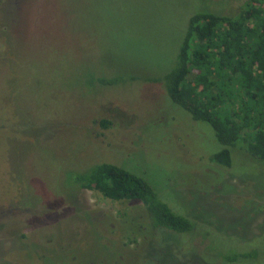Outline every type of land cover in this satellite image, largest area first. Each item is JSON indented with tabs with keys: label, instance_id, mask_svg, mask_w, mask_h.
Masks as SVG:
<instances>
[{
	"label": "rangeland",
	"instance_id": "rangeland-1",
	"mask_svg": "<svg viewBox=\"0 0 264 264\" xmlns=\"http://www.w3.org/2000/svg\"><path fill=\"white\" fill-rule=\"evenodd\" d=\"M243 2H5L0 264H264V161L242 143L230 166L212 161L224 146L165 78L191 15ZM102 162L143 175L193 228L159 231L141 202L76 183Z\"/></svg>",
	"mask_w": 264,
	"mask_h": 264
},
{
	"label": "trees",
	"instance_id": "trees-1",
	"mask_svg": "<svg viewBox=\"0 0 264 264\" xmlns=\"http://www.w3.org/2000/svg\"><path fill=\"white\" fill-rule=\"evenodd\" d=\"M185 32L165 74L170 99L213 128L224 147L211 156L212 161L230 166V147L239 143L264 161V0H244L233 14L195 12ZM78 180L82 188L96 189L112 200L141 202L151 227L159 231L182 233L195 225L143 175L120 165L95 164Z\"/></svg>",
	"mask_w": 264,
	"mask_h": 264
},
{
	"label": "flooded vegetation",
	"instance_id": "flooded-vegetation-1",
	"mask_svg": "<svg viewBox=\"0 0 264 264\" xmlns=\"http://www.w3.org/2000/svg\"><path fill=\"white\" fill-rule=\"evenodd\" d=\"M6 1L9 2V0H0V35L4 36L3 39L8 40L6 37L8 35L3 33L4 27L6 30H8V25L7 26H4V25L9 24V16L6 12L5 5H4V4H6L5 3ZM3 12H6V14L4 13V15H3ZM6 53H7V51H6ZM6 53L3 52V56L7 58L8 53L7 54ZM6 121L9 122V116H7L6 118L0 117V133L6 132L9 134V132H8L9 130L5 131V126H6L5 122Z\"/></svg>",
	"mask_w": 264,
	"mask_h": 264
}]
</instances>
